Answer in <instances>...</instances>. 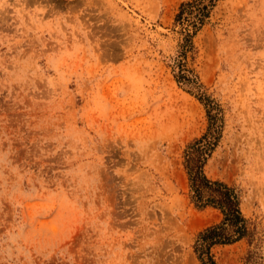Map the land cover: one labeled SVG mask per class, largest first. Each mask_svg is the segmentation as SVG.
<instances>
[{
	"label": "rangeland",
	"instance_id": "374dc122",
	"mask_svg": "<svg viewBox=\"0 0 264 264\" xmlns=\"http://www.w3.org/2000/svg\"><path fill=\"white\" fill-rule=\"evenodd\" d=\"M198 140L249 232L208 253ZM199 252L264 264V0H0V264Z\"/></svg>",
	"mask_w": 264,
	"mask_h": 264
},
{
	"label": "trees",
	"instance_id": "16d2710c",
	"mask_svg": "<svg viewBox=\"0 0 264 264\" xmlns=\"http://www.w3.org/2000/svg\"><path fill=\"white\" fill-rule=\"evenodd\" d=\"M211 1L213 0H209ZM199 141L189 146L184 161L192 192L191 199L196 206H212L219 209L222 214L219 223L205 227L198 233L195 247L208 253L211 245L236 241L248 235L249 232L246 219L240 212L239 200L234 189L222 181L209 179L203 173L205 159L202 156V146H199ZM198 255L202 264H214L210 257L205 260L200 252ZM250 257V255L247 256L245 264H252Z\"/></svg>",
	"mask_w": 264,
	"mask_h": 264
}]
</instances>
